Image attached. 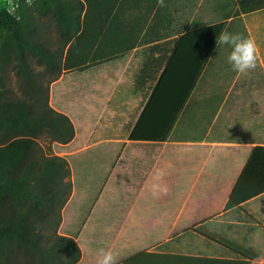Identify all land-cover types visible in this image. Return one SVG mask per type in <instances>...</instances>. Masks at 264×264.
<instances>
[{"label":"trees","instance_id":"obj_1","mask_svg":"<svg viewBox=\"0 0 264 264\" xmlns=\"http://www.w3.org/2000/svg\"><path fill=\"white\" fill-rule=\"evenodd\" d=\"M119 1L33 0L19 20L7 9L0 11V25L11 28L0 46V264H75L81 258L77 241L59 232L72 193L71 167L67 158L48 154L44 145L68 143L76 129L69 115L51 104L50 86L94 59L87 49L92 31L109 20L106 31L122 34ZM225 28V20L197 25L145 43L124 33L114 53L143 45L135 51L141 59L133 82L140 100L123 126L130 139L169 138ZM262 193L264 145H256L227 204L239 205ZM195 230L230 245L204 226Z\"/></svg>","mask_w":264,"mask_h":264},{"label":"crops","instance_id":"obj_2","mask_svg":"<svg viewBox=\"0 0 264 264\" xmlns=\"http://www.w3.org/2000/svg\"><path fill=\"white\" fill-rule=\"evenodd\" d=\"M121 1L116 9L120 14H126L128 21L125 24L128 30L120 28L119 33L173 37L197 25L225 20V30L256 41L260 56L256 69L248 75L232 70L227 62L231 51L227 45L216 44L210 57L209 62L216 51L220 50L221 67L217 69L220 72L214 73L203 88L204 93L220 94L216 98L218 113L213 123L221 115L219 120L232 127L237 138L192 140L196 144L226 146L228 153H231L224 162H215L213 170L211 166H206L208 160L204 163L202 168L208 170L207 177L220 174L223 178L213 185L207 199L197 203L187 214L188 224H182L184 220L181 218V205L118 200L121 197L117 193L122 188L126 192L138 191L141 194L152 186L154 175L149 170L150 157L145 149H139L142 163L137 167L140 176L136 183L126 179L127 173L134 172L132 162L125 165L122 155H115L114 151L104 155L94 150L99 153L93 154V159L99 162L98 165L90 161L86 153H81L85 152L83 148L60 153L67 158L71 167L72 193L68 204L62 210L59 232L73 237L80 246L81 258L75 264H96L97 251L100 248L112 250L117 257V264H235L243 260L250 261L249 264H264V193L239 205L227 204L229 192L251 149L256 145H264V0H165V7H159L157 0ZM142 47V44L134 47L133 56ZM200 81L192 97L199 88ZM220 85L224 89L218 92L216 89ZM136 95L138 104L140 96ZM77 137L78 129L75 137L65 145H72ZM127 140L130 144L161 142L132 140L129 136ZM102 142H116V139L106 138ZM237 149L244 153L239 158L234 154ZM73 159L79 163L78 174ZM239 160L243 163L237 167L235 162ZM83 162H91L94 166L84 167L81 165ZM156 163L155 168L159 169L158 158ZM234 166L236 167L233 169ZM99 171L105 175L102 182L98 179ZM157 174L158 172L156 176ZM155 183L159 181L156 180ZM81 195L84 202L80 200ZM89 195L92 198L87 201ZM167 210L177 212H166ZM168 221L173 224L172 227L168 226ZM202 226L226 239L230 245L208 238L195 230ZM231 244L241 250L235 249Z\"/></svg>","mask_w":264,"mask_h":264},{"label":"rangeland","instance_id":"obj_3","mask_svg":"<svg viewBox=\"0 0 264 264\" xmlns=\"http://www.w3.org/2000/svg\"><path fill=\"white\" fill-rule=\"evenodd\" d=\"M27 6L25 0H0V11L7 9L17 16H20ZM117 16H120V21H116V16H114L112 20L113 28H116L118 22L117 27L123 30L126 28L127 31L125 23L128 19L125 18L126 14L121 12ZM109 24L108 20L104 23L102 29L100 27L87 35L89 39V47L87 48L90 50L89 56H93L94 59L88 58V63L63 74L50 86L51 104L69 115L76 129H78V137L72 145L68 146L65 145L67 143L48 145L45 142L46 152L60 155L65 151L72 152L83 148L85 152L81 153H86L90 161L98 165L99 162L93 159V154L99 155V153L94 150L104 155L114 151L115 155H122V161H126L125 165H130L129 162H132L134 172L127 173L126 179L136 183L137 178L140 176V173H137V167H140L142 163L139 155L141 150L139 149H145L150 157L148 166L150 172L153 171V184L156 181V172L162 173L158 181L162 186L167 187V194L154 197L151 187L141 194L138 191L128 190L126 192L122 188L121 192L117 193L121 197L118 200H139L181 205L183 210L180 213H182L181 218L184 220L182 224H188L187 214L197 203L205 201L214 188L213 185L223 178V175L220 174L216 177H207L208 170L202 168L204 163L208 160L206 166H211L213 170L215 162L221 163L229 158L231 153H228V147L226 146H217L212 143L196 144L192 140H235L237 138L232 127L219 120L222 117L221 115L213 123L218 113L216 98L220 94L204 93L203 90L208 79L214 73L220 72L217 70L221 67L220 50L216 51L206 67L199 88L183 111L169 138L157 143L133 142L130 144L127 140V133L122 126L129 119L130 112L138 101V97L133 91V79L140 60V54L133 56L134 50L116 51L114 53L118 42L121 41L119 39H122L126 34L108 33L106 29ZM10 35L11 28L0 25V46ZM134 38L137 42L142 39L139 43H145L158 37L156 35L140 34ZM106 53L107 57L104 56ZM221 85L217 89L214 87V89L218 92L222 91L224 88ZM214 96L216 97L214 98ZM106 138L116 139V142H102ZM97 142H100V144ZM234 154L238 155L237 158H239L244 153L237 149ZM157 158L159 169L155 168ZM73 160L78 174V171H80L79 163L75 159ZM235 163L238 167L243 162L239 160ZM81 165L91 168L94 166L91 162H83ZM97 175L99 182L105 180L104 172L99 171ZM108 196L110 197L111 194H108ZM91 198L89 195L87 201ZM82 199L84 198L81 195L80 200L84 202ZM166 212L177 211L167 210ZM168 222V226L172 227L173 224L170 221Z\"/></svg>","mask_w":264,"mask_h":264},{"label":"clouds","instance_id":"obj_4","mask_svg":"<svg viewBox=\"0 0 264 264\" xmlns=\"http://www.w3.org/2000/svg\"><path fill=\"white\" fill-rule=\"evenodd\" d=\"M25 2L29 7L33 5V0H25ZM157 4L159 7L166 6L165 0H157ZM16 19L19 20L20 17L17 16ZM217 45H227L231 48L227 62L231 65L233 71L241 75H248L256 69L260 50L253 38L222 30L217 37ZM161 176L162 173H158L155 179L159 180ZM151 191L154 197H159L162 194L166 195L168 190L166 186L154 183L151 186ZM96 264H117V257L112 250L100 248L97 251Z\"/></svg>","mask_w":264,"mask_h":264}]
</instances>
